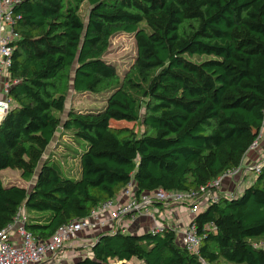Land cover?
<instances>
[{
    "label": "trees",
    "instance_id": "trees-1",
    "mask_svg": "<svg viewBox=\"0 0 264 264\" xmlns=\"http://www.w3.org/2000/svg\"><path fill=\"white\" fill-rule=\"evenodd\" d=\"M14 14L15 84L0 123V172L17 170L31 186H5L0 176V231L23 209L26 229L47 241L131 182L138 198L197 195L240 168L258 140L264 0H22ZM122 35L133 36L136 55L119 72L107 56ZM69 89L106 104L67 111ZM57 135L77 146L78 180L53 160ZM257 164L241 194L221 196L191 220L199 256L169 226L162 234L118 229L98 234L74 264H264V161Z\"/></svg>",
    "mask_w": 264,
    "mask_h": 264
},
{
    "label": "built area",
    "instance_id": "built-area-1",
    "mask_svg": "<svg viewBox=\"0 0 264 264\" xmlns=\"http://www.w3.org/2000/svg\"><path fill=\"white\" fill-rule=\"evenodd\" d=\"M21 2L22 0H0V78L7 76V79L2 82L4 97L0 99V118L4 117L13 105L9 92L15 82L10 81L9 71L15 51L14 43L19 37L14 31L19 16L14 14V10ZM260 170V164L251 168L254 174L259 173ZM239 174L240 168L230 170L216 181L202 187L197 195L168 193L164 190H158L142 193L138 198L135 195V185L131 182L118 197L93 209L87 218L74 220L59 227L47 241L39 240L26 229L27 217L22 209L13 222L0 231V264H54L57 256L62 254L66 243L76 242L84 231L103 230L105 226L103 216L107 212L110 213L112 221L119 223V227L123 225L126 217L131 216L130 218H133L135 213H145L154 221L149 232L162 234L168 226L155 220L150 211L153 203L185 207L186 202L189 201L190 204L187 205L191 216L194 218L209 203L220 198L219 191L222 180L231 179ZM233 195L229 194L228 196L232 197ZM169 227L177 232L179 245L186 248L190 253L199 256L201 240L195 225L190 222L186 229ZM201 263L207 264L203 260Z\"/></svg>",
    "mask_w": 264,
    "mask_h": 264
},
{
    "label": "crops",
    "instance_id": "crops-1",
    "mask_svg": "<svg viewBox=\"0 0 264 264\" xmlns=\"http://www.w3.org/2000/svg\"><path fill=\"white\" fill-rule=\"evenodd\" d=\"M6 79L7 76H2L0 78V99L4 97L2 82ZM1 119L2 117L0 120ZM61 140L62 139H59L58 135L55 137L54 141L58 144L57 148L62 146ZM51 147L54 148L55 146ZM260 161H264V125L258 140L242 161L240 174L231 179L223 180L220 193H224V196L233 194L231 192H234V195L241 194L248 185L254 182L255 176L253 175L251 168ZM189 210L188 207L173 204L164 205L162 207L152 205L150 208L151 213L158 223L183 229H186L189 226V223L193 218ZM133 218H127L124 220L123 225L119 227V223L112 221L110 213H105L103 216V220L105 221L103 230L84 231L80 234L79 239L76 242L66 243L62 254L57 256L54 264H74L79 259L85 257L88 254V247L96 241V236L100 233L112 234L118 229H125L122 231L127 234L149 232L154 225L153 219L145 213H135Z\"/></svg>",
    "mask_w": 264,
    "mask_h": 264
},
{
    "label": "rangeland",
    "instance_id": "rangeland-1",
    "mask_svg": "<svg viewBox=\"0 0 264 264\" xmlns=\"http://www.w3.org/2000/svg\"><path fill=\"white\" fill-rule=\"evenodd\" d=\"M89 10H90V5L87 1L83 2L80 5L79 14L81 15L83 19H85L88 16ZM135 55H136V47H135V41L133 39V36H125V35L123 36L122 35V36L115 37L111 41L110 51L108 53L107 59L111 61L117 67L119 72H124V71H127L129 67L132 65ZM68 93L69 94H68L67 104H66L67 111L70 110V108H73L75 110H88V109H100L101 110L104 108L106 104L105 101H101L100 96L75 95L72 89ZM64 117L65 115H63V118ZM116 125L131 126L128 123H116ZM61 145H62L61 147L57 148L58 144L56 143V141H53L52 146L53 147L55 146V148H52V147L49 148L50 149L49 151L54 152L53 160H56L59 162V164L63 167L66 175L70 179L78 180L80 178L79 160L72 158V156L74 157V153L72 150H76L77 146L72 141V139L69 138L68 136L67 138H64V137L62 138ZM47 156L48 155H46V157ZM253 175L255 174L253 173ZM0 176L3 179L5 186H8L9 184H14L16 186H20L24 188H30L31 186V184H26L21 179V173L17 170H11V169L3 170L0 172ZM222 182L220 184V187L222 185ZM231 193L234 194V192H231ZM219 194H220V197L225 195L224 193H220V191H219ZM186 204H190V202L187 201Z\"/></svg>",
    "mask_w": 264,
    "mask_h": 264
},
{
    "label": "water",
    "instance_id": "water-1",
    "mask_svg": "<svg viewBox=\"0 0 264 264\" xmlns=\"http://www.w3.org/2000/svg\"><path fill=\"white\" fill-rule=\"evenodd\" d=\"M2 119H3V117H2ZM2 119L0 120V123H1Z\"/></svg>",
    "mask_w": 264,
    "mask_h": 264
}]
</instances>
